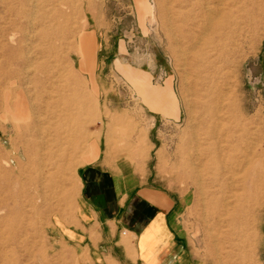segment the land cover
I'll return each instance as SVG.
<instances>
[{
    "label": "rangeland",
    "instance_id": "rangeland-1",
    "mask_svg": "<svg viewBox=\"0 0 264 264\" xmlns=\"http://www.w3.org/2000/svg\"><path fill=\"white\" fill-rule=\"evenodd\" d=\"M9 1L23 11L12 18L23 28L4 42L22 64L2 58L3 70L19 76L10 81L11 111L0 112L1 154L7 156L8 138L15 136L1 125L10 126L8 116L15 122L38 117L44 130L28 157L20 150L14 165L0 160L2 169H13L7 207L14 226L9 237L10 226L0 224V264H89L75 203L98 139L107 146L112 186L123 167L143 187L172 199L166 218L189 255L203 264H264V216L251 254L243 238L224 235L215 208L238 129L246 133L247 169L252 162L264 169V11L256 8L264 0H211L215 11L235 2L257 13L254 19L238 14L239 26H224L233 37L221 45L214 25L200 21L189 44L190 0ZM36 78L55 87L43 95L55 113L44 106L32 115ZM225 177L232 192L235 174ZM140 199L135 193L125 208L134 212L144 205ZM6 216L2 207L0 221Z\"/></svg>",
    "mask_w": 264,
    "mask_h": 264
},
{
    "label": "bare ground",
    "instance_id": "bare-ground-1",
    "mask_svg": "<svg viewBox=\"0 0 264 264\" xmlns=\"http://www.w3.org/2000/svg\"><path fill=\"white\" fill-rule=\"evenodd\" d=\"M190 1L191 5L187 10L189 18L191 17L190 24L186 23L187 26L189 25V28L186 31L189 44L193 43L192 33L195 30V27L199 26V21L203 22L204 24L205 22H207V26H209V28L214 25V27L212 26L214 28L213 32L214 34L218 35V43H220L219 45H221L222 43H224L223 41L225 39L233 37L231 35L233 32L225 31L224 26H239V22L235 20V17L238 14L250 19L257 15L255 9L241 10L235 2L228 3V8L225 11H215L211 8V0ZM24 8L25 2L23 3L22 10ZM256 8H258V10L260 11H264V8ZM0 10L4 11L6 15L0 16V50L7 51L6 53L2 54L0 58V112L1 114H6L5 112L11 111L14 102L13 87L12 84H10V81L14 77H18L19 73L3 70L2 58L6 59L9 63H15V61H17L18 65H21L22 62L18 61L19 58L17 56V53H15L10 47H8V44L4 42V40L6 36H13L12 31H14L19 26L18 23L15 22L12 18L14 16L19 18L24 16L23 11L18 10L9 0H0ZM215 18H218V20L215 24H213ZM3 23H6L7 26L4 27ZM21 28H23V26H19V29ZM23 40L24 36L19 41L21 42ZM39 70L43 73L45 72L43 66H40ZM24 83L25 82L19 81L20 86ZM33 85L34 90L37 94L32 103V115H35V117H37L38 111H40L44 106L50 107L51 112L55 113L54 103L43 96L47 89L55 87H50L49 85H47L45 79L37 78L34 79ZM4 89L7 90L5 91ZM6 121L9 122L10 126L8 125V123L3 122L1 125L4 126V131L7 132V129L10 127L12 132L15 133V136L8 138L11 150L8 154H6L7 156H3V154H1L0 152V160L4 161V163L11 162L14 165L15 154L18 151L21 150V153H19L24 157H28V155L30 154L29 152L36 148V146L38 145V136H41L43 134L44 122L38 117L35 118L34 121L29 117L24 121L15 122L10 116L7 117ZM245 135L246 133L242 128L237 130L238 143L236 144L235 148L236 153L235 155H233L231 163L229 165H227V163L223 164V175L226 176L227 174H229V172L233 171L235 174V177L233 179L235 180L236 185L231 192L229 191L230 184L227 182V177L224 176V178H221L220 195L218 196V200L215 202V208L218 209V213L220 216V226L225 225L227 227V231L224 233V235L228 236V238H243V244L248 248V251L253 254L254 252H256L257 248V232L263 224L264 169H259V166H257V162H252L250 167H248L247 169L248 162L245 158H242L243 154L247 153L248 151V149H245V147H243ZM17 144H19V147L17 146ZM10 154H12L11 157ZM262 160L264 161V153ZM12 172V168L2 169L0 167V209L2 207L7 208V216L0 221V224L10 226V229L8 231L9 237H12V233L14 234V226L11 222V209L7 207L8 202L12 201ZM216 239L217 238H215L213 242H216ZM225 239H227V237Z\"/></svg>",
    "mask_w": 264,
    "mask_h": 264
},
{
    "label": "crops",
    "instance_id": "crops-1",
    "mask_svg": "<svg viewBox=\"0 0 264 264\" xmlns=\"http://www.w3.org/2000/svg\"><path fill=\"white\" fill-rule=\"evenodd\" d=\"M86 44V38H83ZM107 142V122H103ZM101 139L89 157L86 170L80 174L76 200L79 238L89 264H203L189 255L187 245H179L172 218H166L173 205L170 197L143 187L135 171L119 168L113 186L107 176V146ZM140 187V188H138ZM144 204L134 212L125 206L134 194ZM132 224H127L129 218ZM76 235V234H75ZM82 235V236H81ZM180 248H183L182 250Z\"/></svg>",
    "mask_w": 264,
    "mask_h": 264
}]
</instances>
